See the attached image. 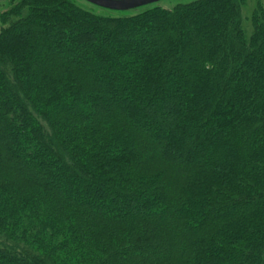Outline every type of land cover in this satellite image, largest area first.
I'll list each match as a JSON object with an SVG mask.
<instances>
[{
  "label": "trees",
  "instance_id": "16d2710c",
  "mask_svg": "<svg viewBox=\"0 0 264 264\" xmlns=\"http://www.w3.org/2000/svg\"><path fill=\"white\" fill-rule=\"evenodd\" d=\"M0 17V264H264V8Z\"/></svg>",
  "mask_w": 264,
  "mask_h": 264
},
{
  "label": "rangeland",
  "instance_id": "374dc122",
  "mask_svg": "<svg viewBox=\"0 0 264 264\" xmlns=\"http://www.w3.org/2000/svg\"><path fill=\"white\" fill-rule=\"evenodd\" d=\"M11 0H0V15L7 11L9 4ZM73 2L81 7L84 10L90 11L96 15L100 16H109V17H127L136 15L148 8L152 7H160L163 9H172L179 3H184L187 1H176V0H160L148 5H144L138 8H133L125 11H113L108 10L104 8H100L98 6H95L93 4H90L84 0H73ZM257 4L261 5L264 8V0H245L244 5L241 7L240 13H241V24L242 28L247 36L250 35L252 31V26L250 23V17L253 12V10L257 7ZM7 24H4L2 22V18L0 17V31L2 28L6 27Z\"/></svg>",
  "mask_w": 264,
  "mask_h": 264
},
{
  "label": "water",
  "instance_id": "95a60500",
  "mask_svg": "<svg viewBox=\"0 0 264 264\" xmlns=\"http://www.w3.org/2000/svg\"><path fill=\"white\" fill-rule=\"evenodd\" d=\"M84 1L108 10L125 11L133 8H138L144 5H148L160 0H84ZM176 1H189V0H176Z\"/></svg>",
  "mask_w": 264,
  "mask_h": 264
}]
</instances>
